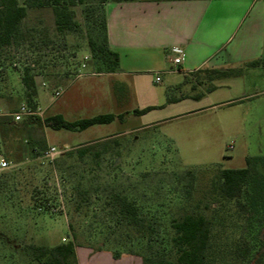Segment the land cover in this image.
I'll return each mask as SVG.
<instances>
[{"label":"rangeland","instance_id":"obj_1","mask_svg":"<svg viewBox=\"0 0 264 264\" xmlns=\"http://www.w3.org/2000/svg\"><path fill=\"white\" fill-rule=\"evenodd\" d=\"M100 1L76 3L72 10L78 27L65 36L55 30L51 6L29 9L24 26L38 32L24 47L9 52L10 66L1 69L6 96L0 99V116L27 107L21 77L26 67H32L40 118L61 115L74 122L114 114L125 119L83 132L33 130V138L47 136L48 148L61 152L55 165L31 157L25 144L16 140L0 147L3 158L12 156L6 159L11 168L0 172V235L12 243L0 239V264H36L24 251L26 246L63 243L75 246L80 264L79 249L98 251L109 235L120 239L122 231L111 226L105 215L111 192L141 199L142 193L164 188L179 197L181 187L174 184L177 174L193 171L204 187L214 168L243 169L247 157L264 156V65L212 93L201 85L206 81L204 73L186 78L164 75L159 84L143 75L137 90L132 80L87 76L99 72L88 41L102 39L100 24L107 3ZM88 87L92 90L85 91ZM197 95L203 96L194 99ZM184 97L179 103L167 102V98ZM98 99L101 105L90 104ZM150 104L156 107L151 112L132 114ZM104 143H108L107 151ZM90 145L95 150L80 160L77 149ZM69 152L74 155L67 156ZM95 152L99 155L94 156ZM77 191H87L89 199L79 210ZM161 201L159 197L153 205ZM175 207L174 202L157 210L163 227L169 225ZM112 246L116 244H107Z\"/></svg>","mask_w":264,"mask_h":264},{"label":"trees","instance_id":"obj_2","mask_svg":"<svg viewBox=\"0 0 264 264\" xmlns=\"http://www.w3.org/2000/svg\"><path fill=\"white\" fill-rule=\"evenodd\" d=\"M132 1L135 0L108 2ZM78 2L81 0H24V4L20 5L18 0H0V99L6 96L3 93L1 69L10 66L7 54L24 47L38 32L24 26L28 10L51 6L55 30L57 34L65 36L78 27L72 10ZM100 2L104 5L108 3L107 0ZM100 27L101 42L90 38L89 50L99 63L98 73H114L119 69V55L109 47L105 8ZM263 65L264 61H253L239 68L203 70L200 73L206 75V81L201 82V85H207L206 92L212 93L216 89L213 85L215 81L238 77L246 68ZM35 78L32 67L23 70L22 101L33 113L38 109ZM202 96L197 95L194 99L199 100ZM184 99L186 97L180 100ZM167 102L171 104L176 99L167 98ZM154 109L147 107L134 110L132 114L142 116ZM18 111L11 109L8 114L0 116V147L16 140L25 144L33 158L42 157L48 150L46 139L33 138V130L49 128L83 132L93 126L125 119V115L105 114L69 122L61 115L45 118L32 115L17 122L13 115ZM103 147L107 151L108 143H104ZM95 148V145L82 147L77 149L76 154L84 161ZM94 154L99 155L98 152ZM66 155L72 156L74 153ZM5 157L9 160L12 156L6 154ZM214 169V175L208 178L204 187L199 186L198 177L193 171L175 175L177 179L174 184L180 185L182 190L179 197L176 192L164 188L162 192L155 190L142 193L141 199L111 192L107 204L110 207L105 215L110 225L113 224L122 234L120 239H111L109 235L104 243L98 245L97 250L107 247L109 243L116 244L112 248L107 247L115 259L123 254L137 255L142 258L143 264H264V156L247 157L243 169ZM77 194L80 198L77 204L79 210L83 202H89V199L87 191H77ZM159 197L162 198L160 204L153 205ZM174 202L175 215L169 225L163 227L157 210H164ZM161 215L164 216V213ZM0 239L10 243L3 235H0ZM24 251L36 264H77L72 243L54 247L29 245Z\"/></svg>","mask_w":264,"mask_h":264},{"label":"crops","instance_id":"obj_3","mask_svg":"<svg viewBox=\"0 0 264 264\" xmlns=\"http://www.w3.org/2000/svg\"><path fill=\"white\" fill-rule=\"evenodd\" d=\"M105 14L109 47L119 55V69L87 76L132 80L137 90L143 75L152 76L159 84L162 78L156 83L158 75L186 78L207 69L239 68L264 61V0L108 2ZM174 49L181 54L173 53ZM179 56L182 62L175 66L173 59ZM260 68H246L244 72ZM241 76L215 81V91L229 87L227 82ZM147 95L153 98L154 94ZM96 102L102 104L99 99L90 104ZM77 253L80 264H143L137 255L123 254L115 259L106 249H79Z\"/></svg>","mask_w":264,"mask_h":264},{"label":"built area","instance_id":"obj_4","mask_svg":"<svg viewBox=\"0 0 264 264\" xmlns=\"http://www.w3.org/2000/svg\"><path fill=\"white\" fill-rule=\"evenodd\" d=\"M173 53L180 55L181 51L174 49ZM181 62H182L181 56L173 59V64L175 66L180 65ZM159 82H161V78L158 75L156 78V83H159ZM32 115H38V113L37 112L33 113L29 109H27L25 106H22L20 110L17 113H15L13 116H14L15 121L19 122V121H22L25 117L32 116ZM60 153L61 152L57 148L49 147L48 150L40 158L50 163H53L55 159L60 155ZM10 168H11V163L0 155V172L7 171Z\"/></svg>","mask_w":264,"mask_h":264}]
</instances>
